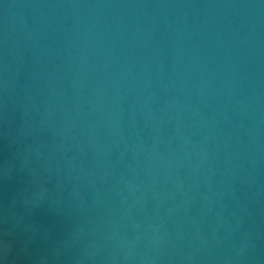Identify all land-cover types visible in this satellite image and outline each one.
Returning a JSON list of instances; mask_svg holds the SVG:
<instances>
[{
	"label": "water",
	"instance_id": "water-1",
	"mask_svg": "<svg viewBox=\"0 0 264 264\" xmlns=\"http://www.w3.org/2000/svg\"><path fill=\"white\" fill-rule=\"evenodd\" d=\"M0 264H264V0H0Z\"/></svg>",
	"mask_w": 264,
	"mask_h": 264
}]
</instances>
